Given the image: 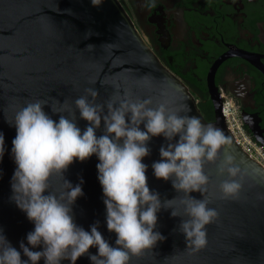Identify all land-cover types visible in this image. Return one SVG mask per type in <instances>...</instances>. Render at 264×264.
I'll return each instance as SVG.
<instances>
[{
    "label": "water",
    "instance_id": "water-1",
    "mask_svg": "<svg viewBox=\"0 0 264 264\" xmlns=\"http://www.w3.org/2000/svg\"><path fill=\"white\" fill-rule=\"evenodd\" d=\"M89 45L94 49L86 50ZM145 75L153 78L151 87L137 83ZM101 81H105L104 86ZM117 84L121 95L128 89L134 100L152 98V107L165 100L170 101L171 107L186 104L190 111L181 115L196 116L202 124L221 129L231 139L229 147L237 163L248 172L240 199L226 200L219 184L228 177L219 176L217 171L224 154L215 164L205 165L209 177L206 191L192 192L191 196L210 201L209 207L216 209L219 216L206 226V248L191 254L180 232L182 219H188L181 203L184 194L172 187L171 180L157 179L152 168L154 162L161 160L160 148L169 141L163 136L152 137L147 144L150 154L142 161L147 165L148 186L150 191L159 193L161 201L177 198L173 207L180 217H172L171 209H161L155 230L165 239L143 256L133 257L130 264H264V168L250 159L228 132L216 89L207 85L214 114V121L209 123L186 86L160 63L141 38L118 0H104L100 7H94L91 0H0V133L4 136V154L0 159V233L21 253L22 260L31 264L20 248L21 242L32 251L43 248L28 244L27 235L35 225L12 199L17 168L12 152L16 128L8 120L13 121L15 113L27 103L42 100L49 105L44 111L58 122L59 115L53 114L51 107L61 109L67 101L83 131L88 122L80 118L75 100L86 95V88H95L99 92L96 103L105 104L106 114V101ZM162 92L167 95L162 96ZM88 99L92 102L91 97ZM61 114L72 118L70 111ZM140 128L146 131L143 124ZM96 134H104L103 121ZM178 140L177 136L173 142ZM98 163L95 155L83 163L76 160L64 177L73 186L81 185L84 193L73 205L75 223L90 232L91 226L99 222L98 230L116 247V234L107 228ZM63 183L64 178L55 177L52 190L57 194L63 192ZM89 254L98 255L97 248L89 249ZM89 254L80 257L76 264H92ZM39 264L45 261L41 259Z\"/></svg>",
    "mask_w": 264,
    "mask_h": 264
},
{
    "label": "clouds",
    "instance_id": "clouds-1",
    "mask_svg": "<svg viewBox=\"0 0 264 264\" xmlns=\"http://www.w3.org/2000/svg\"><path fill=\"white\" fill-rule=\"evenodd\" d=\"M91 2L100 7L104 0ZM93 49L89 45L86 50ZM152 80L145 75L137 83L151 87ZM100 83L104 86L105 81ZM113 87L115 92L106 101V114L105 104L96 103L99 92L95 88H86V95L75 100L80 118L88 122L83 131L67 101L61 109L51 107L52 113L59 115L58 122L44 111L49 105L42 100L27 103L15 113L13 121L8 120L16 128L12 152L17 168L12 199L35 225L27 235L28 244L43 248L32 251L21 242L20 248L31 264H39L41 259L45 264H61L64 260L76 264L93 247L98 255L89 254L92 264H130L133 257L143 256L165 239L155 230L157 213L171 209L172 217L180 215L173 207L177 198L161 201L159 193L150 191L148 186L147 165L142 161L150 154L147 144L152 137L163 136L169 141L160 148L161 160L154 162L152 168L157 179L171 180L172 187L184 194L181 203L188 219H182L180 232L191 254L206 248V226L219 216L216 209L209 207L210 201L195 199L191 193L206 191L209 177L205 165L215 164L221 153L224 158L218 175L228 177L219 184L222 198L240 199L248 172L237 163L229 147L231 139L221 129L202 124L196 116L181 115L190 111L186 104L171 107L170 101L165 100L152 107V98L134 100L130 90L124 89L121 95L119 85ZM64 111H70L72 118L61 114ZM102 121L104 134L98 137L96 132ZM141 124L146 131L141 130ZM177 136L178 142H173ZM3 154L4 136L0 133V159ZM93 155L100 161L98 179L105 197L107 228L116 234V247L98 230L99 222L88 232L74 221L73 205L84 193L81 185L73 186L64 173L74 161L83 163ZM55 177L64 178V191L59 194L51 187ZM0 264H27L2 233Z\"/></svg>",
    "mask_w": 264,
    "mask_h": 264
},
{
    "label": "flooded vegetation",
    "instance_id": "flooded-vegetation-1",
    "mask_svg": "<svg viewBox=\"0 0 264 264\" xmlns=\"http://www.w3.org/2000/svg\"><path fill=\"white\" fill-rule=\"evenodd\" d=\"M118 1L204 119L214 121L210 85L264 150V0Z\"/></svg>",
    "mask_w": 264,
    "mask_h": 264
},
{
    "label": "built area",
    "instance_id": "built-area-1",
    "mask_svg": "<svg viewBox=\"0 0 264 264\" xmlns=\"http://www.w3.org/2000/svg\"><path fill=\"white\" fill-rule=\"evenodd\" d=\"M225 125L240 149L253 161L264 168V150L256 144L243 129L236 112L227 105L222 108Z\"/></svg>",
    "mask_w": 264,
    "mask_h": 264
}]
</instances>
